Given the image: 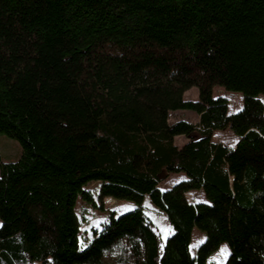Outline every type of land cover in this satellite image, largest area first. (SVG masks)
Segmentation results:
<instances>
[{"label":"trees","instance_id":"1","mask_svg":"<svg viewBox=\"0 0 264 264\" xmlns=\"http://www.w3.org/2000/svg\"><path fill=\"white\" fill-rule=\"evenodd\" d=\"M263 96L264 0H0V132L21 147L0 158V264H213L222 243L224 264H264ZM77 196L135 206L82 237ZM145 197L171 228L160 254Z\"/></svg>","mask_w":264,"mask_h":264},{"label":"rangeland","instance_id":"2","mask_svg":"<svg viewBox=\"0 0 264 264\" xmlns=\"http://www.w3.org/2000/svg\"><path fill=\"white\" fill-rule=\"evenodd\" d=\"M214 96H223L228 100V111L230 113L237 112L243 103V97L239 92L226 90L223 87L215 86L213 88ZM264 97V96H263ZM183 98L185 100H197L198 98V90L197 87H191L187 91L184 92ZM264 101V98H263ZM187 120L190 122H197L198 115L191 111V110H174L170 111L168 121L171 123L177 120ZM187 140L186 137L179 135L174 138V143L178 146H181ZM212 140L215 142H221L227 144L229 146L234 145L237 140L238 136L234 134L229 128L226 129H219L215 130L212 135ZM21 153V147L19 143L10 137H8L5 133L0 132V158L2 161H15ZM186 176L184 173H173L170 174L167 178L162 180L159 183V187L161 189H169L174 183L184 179ZM89 188L93 191L97 188V183H91ZM186 197L190 201H195L202 198L201 193L199 192H187ZM99 203H97V207L93 206L92 204H84L81 202L79 196L76 199V209L77 212L82 219L81 225V236L88 235L89 229L91 226H97L99 222L105 218L109 211L113 210L116 214L123 213L135 205L133 202L129 200H121L115 199L112 197H104L103 205L104 208L100 209L98 207ZM144 212L151 220L152 224L154 225L153 231L157 236V249L158 253L162 249V242L163 240L171 233V228L169 227L165 216L156 208L154 207L148 197H145L143 201ZM205 234L198 230L196 227L193 228L192 231V241L190 244V248L192 252H196L197 246L203 241ZM82 240V239H81ZM83 241V240H82ZM83 246V245H81ZM228 253V247L226 243H222L218 250H216L211 256L210 261L213 264H224L226 256ZM160 254V253H159ZM116 253H108L106 255V259L113 264H118L115 260Z\"/></svg>","mask_w":264,"mask_h":264}]
</instances>
